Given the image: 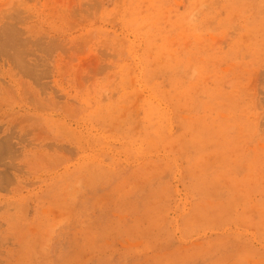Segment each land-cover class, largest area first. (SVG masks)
I'll list each match as a JSON object with an SVG mask.
<instances>
[{"label":"rangeland","instance_id":"374dc122","mask_svg":"<svg viewBox=\"0 0 264 264\" xmlns=\"http://www.w3.org/2000/svg\"><path fill=\"white\" fill-rule=\"evenodd\" d=\"M0 264H264V0H0Z\"/></svg>","mask_w":264,"mask_h":264}]
</instances>
